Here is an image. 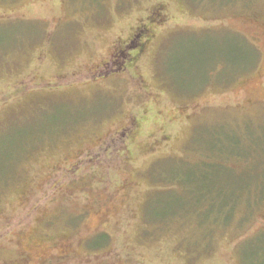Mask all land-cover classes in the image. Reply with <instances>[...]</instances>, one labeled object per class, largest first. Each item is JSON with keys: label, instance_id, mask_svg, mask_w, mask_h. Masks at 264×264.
<instances>
[{"label": "rangeland", "instance_id": "rangeland-1", "mask_svg": "<svg viewBox=\"0 0 264 264\" xmlns=\"http://www.w3.org/2000/svg\"><path fill=\"white\" fill-rule=\"evenodd\" d=\"M0 264H264V0H0Z\"/></svg>", "mask_w": 264, "mask_h": 264}, {"label": "flooded vegetation", "instance_id": "flooded-vegetation-1", "mask_svg": "<svg viewBox=\"0 0 264 264\" xmlns=\"http://www.w3.org/2000/svg\"><path fill=\"white\" fill-rule=\"evenodd\" d=\"M129 46V44H125V47H126V49H127V47ZM125 47H123V48H125ZM123 52V50H121V53Z\"/></svg>", "mask_w": 264, "mask_h": 264}]
</instances>
